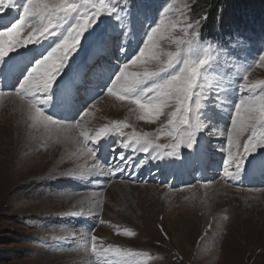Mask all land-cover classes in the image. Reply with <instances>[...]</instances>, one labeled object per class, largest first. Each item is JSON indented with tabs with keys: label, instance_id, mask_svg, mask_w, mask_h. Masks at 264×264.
Returning a JSON list of instances; mask_svg holds the SVG:
<instances>
[{
	"label": "rangeland",
	"instance_id": "1",
	"mask_svg": "<svg viewBox=\"0 0 264 264\" xmlns=\"http://www.w3.org/2000/svg\"><path fill=\"white\" fill-rule=\"evenodd\" d=\"M211 1L105 0L116 12L102 13L84 35L44 108L62 121L60 125L33 121L26 101L12 88L21 75V62L15 57L0 61V90L5 93L0 96V264H94L93 236L96 251L107 259L102 264H264V147L244 157L234 179L226 178V172L235 173V165L224 164L234 105L242 96L264 91V29L248 24L243 30L224 28L213 37ZM168 4L173 11L166 14V22L177 27L170 30L171 38L159 41L160 60L132 65ZM6 5L8 0L0 5V16L10 27L19 19L22 0ZM186 22L198 33L191 57H209L196 89L202 93L203 130L192 148L181 144L169 154L173 147L166 135L167 113L173 108L166 107L165 115L149 121L131 97L122 100L108 93L110 81H89L79 91L70 81L77 64L89 75L96 63L111 74L125 63L128 72L158 71L168 53L177 51L175 41L186 39ZM29 32L22 29L17 39H26ZM101 46L107 47V54L93 63ZM180 48L182 59L188 55L187 45ZM244 83L255 87L242 93L239 85ZM70 104L72 111L67 110ZM116 123L127 125L123 136ZM105 127L110 134L96 142L80 135L84 131L94 136ZM144 133L152 141L147 152ZM200 162L209 177L201 182L195 170ZM113 182L124 187L109 190Z\"/></svg>",
	"mask_w": 264,
	"mask_h": 264
},
{
	"label": "snow or ice",
	"instance_id": "2",
	"mask_svg": "<svg viewBox=\"0 0 264 264\" xmlns=\"http://www.w3.org/2000/svg\"><path fill=\"white\" fill-rule=\"evenodd\" d=\"M0 5H5V0H0ZM11 0H8V5ZM173 11V5L168 4L161 13L160 23L151 28L148 32L144 46L140 48L139 55L131 60V64L138 62L148 63L158 61L161 58L159 41L166 36L171 38L170 30H174L175 23L166 22V14ZM181 15H183V11ZM106 12L111 15L116 12V8L105 3V0H22V11L19 19L11 26L3 23L4 17L0 16V61H7L15 57L21 62V75L17 77L15 95L21 101H26L28 109L33 113V121L52 125L62 124L61 120L53 119L52 115L46 114L44 108L52 101V89L58 79L64 74L66 66H70V58L81 45V39L89 33L97 23V18ZM192 23H185L183 31L186 39L176 40L177 51L169 52L168 59L158 71L128 72V63L120 67L117 74L105 71L102 64H97V57L107 54V47L101 46L95 49L91 58L96 67L89 75L83 65L77 64L72 71L70 83L74 90L79 91L82 86H86L89 81L106 80L110 81L111 87H107L110 94L118 95L119 99L131 97V103L137 105L143 111L149 121H155L161 115H165L163 109L171 107L169 115V128L166 132L171 137L174 154L183 144L192 148L197 134L203 130L200 120V111L203 107L201 92L196 89L200 87L198 83L201 76V69L208 64L209 57L204 56L193 59L191 54L195 53L198 33ZM30 29L26 39H17L22 29ZM191 30V31H190ZM7 38V39H5ZM49 38L51 42H49ZM47 43V47L45 44ZM187 45L188 55L181 59L180 45ZM31 45L32 47H28ZM43 49V51H41ZM23 53V55H22ZM264 61V57L260 58ZM182 63V67L174 74L169 73V69H174L176 65ZM167 73L166 76L161 75ZM115 79H111L112 76ZM247 81V77H244ZM150 86H149V83ZM19 85L16 87V85ZM107 86V85H106ZM250 87L247 83L240 84L242 93L247 92ZM151 93L152 95H148ZM5 93L0 90V96ZM174 102V103H173ZM194 105V107H193ZM74 105H68L67 110L72 111ZM71 118V117H69ZM79 126V122H77ZM115 127L123 136V128L127 125L116 123ZM107 127L101 128L94 136L81 131L80 135L85 141H99L101 136L106 134ZM160 131V130H158ZM228 143V159L224 161L225 166L235 165V173L226 172V178L234 179L242 171L244 157L259 147H264V91L259 96L252 98L241 97L239 103L234 105V115L231 116V127L226 129ZM148 133H144L143 150L148 151L147 145L152 141L147 139ZM136 143H140V138L133 133ZM157 147H165L157 145ZM242 149V150H241ZM235 150V151H234ZM88 153L95 157L94 149L89 148ZM121 161L124 157L121 156ZM117 171H123L119 164ZM79 171V170H78ZM128 235H134L128 232ZM92 251L95 253L97 246L96 237H92ZM119 253V249H105Z\"/></svg>",
	"mask_w": 264,
	"mask_h": 264
},
{
	"label": "trees",
	"instance_id": "3",
	"mask_svg": "<svg viewBox=\"0 0 264 264\" xmlns=\"http://www.w3.org/2000/svg\"><path fill=\"white\" fill-rule=\"evenodd\" d=\"M208 6L213 37L223 34L224 28L243 30L248 24H254V28L259 30L264 29V0H212Z\"/></svg>",
	"mask_w": 264,
	"mask_h": 264
},
{
	"label": "bare ground",
	"instance_id": "4",
	"mask_svg": "<svg viewBox=\"0 0 264 264\" xmlns=\"http://www.w3.org/2000/svg\"><path fill=\"white\" fill-rule=\"evenodd\" d=\"M62 95H63V92H62V94H61V99H60V102H62ZM204 121V120H203ZM107 134H110L109 133V131L107 132ZM203 165H204V163L203 162H200L199 164H198V166H197V168H195V170L197 171V173H198V175H197V178L199 179V182H201V181H203L204 179H209V177L207 176V174L205 173V170H204V167H203ZM193 167V166H192ZM261 174V173H260ZM194 177H195V175H194ZM260 182V181H259ZM199 184H201V183H199ZM116 187H120V188H122V187H124V186H122L121 184H119V183H117V182H113V183H111L110 185H109V190H110V188L113 190V189H115ZM90 254L93 256V258H94V262H92V263H94V264H102V260H107V259H105V258H103L102 259V254L101 253H98L97 251L94 253L93 251H92V248H91V252H90ZM62 256L63 255H58L57 257H59V258H61L62 259ZM68 256H69V254H68ZM64 257H65V255H64ZM54 259V258H53ZM109 260V259H108ZM110 261V260H109ZM112 262V261H111ZM112 264H113V262H112Z\"/></svg>",
	"mask_w": 264,
	"mask_h": 264
}]
</instances>
